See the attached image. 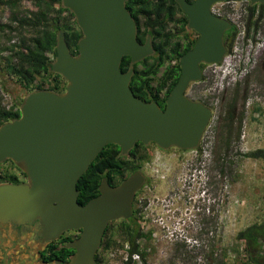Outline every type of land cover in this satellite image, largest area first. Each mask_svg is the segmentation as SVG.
Returning <instances> with one entry per match:
<instances>
[{
	"label": "water",
	"instance_id": "water-1",
	"mask_svg": "<svg viewBox=\"0 0 264 264\" xmlns=\"http://www.w3.org/2000/svg\"><path fill=\"white\" fill-rule=\"evenodd\" d=\"M128 1L62 0L83 33L78 55L71 53L62 32L58 36L51 70L68 82L67 89L30 93L21 117L0 127V164L11 160L29 181L0 184V223L39 218L50 239L81 230L71 245L77 253L68 264H95L109 223L132 217L136 193L145 182L141 172L116 187L104 179L100 195L81 205V176L109 144L118 145L123 156L138 142L165 150L198 149L213 112L188 98L186 91L202 81L203 64H219L228 52L224 38L232 24L213 15L211 7L232 0H175L198 39L180 58L181 75L166 108L141 100L131 89L134 69L123 72L122 61L130 57L137 64L155 49L151 37L145 43L138 40ZM247 1L264 5V0Z\"/></svg>",
	"mask_w": 264,
	"mask_h": 264
},
{
	"label": "trees",
	"instance_id": "trees-1",
	"mask_svg": "<svg viewBox=\"0 0 264 264\" xmlns=\"http://www.w3.org/2000/svg\"><path fill=\"white\" fill-rule=\"evenodd\" d=\"M24 1H30L36 11L21 15L17 10ZM0 6L8 7L13 12L9 24L0 22V77L15 79L29 93L44 90L64 93L68 82L60 74L54 73L51 66L57 58L56 48L61 32L71 53L78 55V44L83 38V33L74 13L63 7L62 0H0ZM126 6L137 22L138 40L145 43L148 37H151L155 54L137 64H132L130 57H124L121 69L123 72L134 69L131 89L136 97L148 103L158 102L164 110L166 100L181 75L180 58L194 47L198 34H195V37L190 34L187 27L188 18L175 0H129ZM256 7H251V10L254 11ZM253 17L254 13L251 18ZM263 18L264 14L261 12L255 19V25ZM1 35L5 37V41H2ZM234 38L235 31L232 28L225 34L228 50L232 48ZM15 39L18 41H14ZM201 67L204 72L207 65L203 64ZM202 81H205V76ZM238 92L239 90H236L224 115L220 117L224 125L218 138V149L214 154L215 157L218 154L215 161L222 176L232 174L234 163L228 161V154L234 150L233 146L239 143L242 136L245 112H238ZM20 117L21 108L18 105L9 109L0 105V127ZM152 151L138 142L135 150L123 156L118 145L105 146L79 179L78 202L86 205L91 199L99 196V188L104 178L110 184H122L128 173L143 169L145 163L151 160ZM237 155L240 158L264 162V149L248 153L237 151ZM2 179L14 182L15 173L7 170L0 176V180ZM139 212L141 209H138L132 218L122 219L116 226L112 225L107 229L101 252H108L117 245L124 249L128 245L130 261L126 264L131 263L134 253H139L145 263L147 254L142 250L141 242L149 241L151 233L144 232V222ZM116 237H120L123 243L116 242ZM236 240L242 244L246 257L236 264H264V218L261 222L240 231ZM236 251L237 255H241L242 251ZM101 252L96 257L98 264L104 261ZM226 256L225 251L223 257ZM210 259H213L212 253ZM214 264H224V260L215 258Z\"/></svg>",
	"mask_w": 264,
	"mask_h": 264
},
{
	"label": "rangeland",
	"instance_id": "rangeland-1",
	"mask_svg": "<svg viewBox=\"0 0 264 264\" xmlns=\"http://www.w3.org/2000/svg\"><path fill=\"white\" fill-rule=\"evenodd\" d=\"M17 11L25 15L36 8L24 1ZM12 15L8 7L0 6L1 23L9 24ZM260 23L264 32V18ZM203 74L205 81L192 84L186 93L190 99L203 100L215 113L198 151L153 148L151 160L143 166L150 181L139 201L146 202L142 220L144 232L151 233L149 241L141 242L147 254L144 264H214L215 258L224 260V264L242 262L246 257L236 235L264 218V162L237 155V151L264 149V52L245 80L220 94L207 92L212 76L207 67ZM236 90L240 97L238 112H245L242 136L228 154L234 170L222 176L214 152L224 125L220 117ZM29 94L15 79L0 77V105L21 108ZM0 167L4 173L14 169L11 164ZM160 217L163 225L157 221ZM115 240L123 243L120 237ZM237 249L241 255H237ZM124 255L123 247L114 246L102 252L101 264H120Z\"/></svg>",
	"mask_w": 264,
	"mask_h": 264
},
{
	"label": "flooded vegetation",
	"instance_id": "flooded-vegetation-1",
	"mask_svg": "<svg viewBox=\"0 0 264 264\" xmlns=\"http://www.w3.org/2000/svg\"><path fill=\"white\" fill-rule=\"evenodd\" d=\"M193 33L197 34L195 31L190 30V34L192 35ZM207 68H208V65H207ZM193 84H197V83H193ZM191 100L194 102L203 103L206 106H208V104H206L203 100H198V99H191ZM145 146L151 149L157 148V149H160L161 151L170 150V149L168 150L161 149L154 143H150ZM171 149L181 151V149L176 148V147H173ZM134 150H135V147H134ZM182 152H184V150ZM3 164H11L14 167L13 173H15L16 181L12 182L7 179H2L0 180V184H4V183L28 184L29 183L28 177L26 176V174L22 170H20L17 167V165H14V163L11 160H7ZM3 164H0V166ZM0 170H1V167H0ZM136 172H141L144 175L145 182L143 186L136 193V196L133 202L132 217L134 216V214L136 213L138 209H141V212H139V215L141 216V219H142L143 218L142 217L143 206L146 205V202H142L139 200L144 190L146 189L150 179L146 176L145 172L142 169V170L128 173L125 180L131 177ZM110 185L113 187L119 186V185H113V184H110ZM138 202L139 203L141 202L140 203L141 208H140V205L138 206ZM121 220L122 219L110 222L107 229L109 227L111 228L112 225L116 226V223H119ZM106 231L104 233L102 243L107 233ZM108 234L111 235V233H108ZM81 235H82L81 230H67V231L62 232L59 235V237H57L56 239H50L49 234L47 233L44 224L39 218L31 222H24V223H18L16 221H8L7 223H4V224L0 223V264H68L69 262H71V260L75 257L77 253L76 249L71 247V245H73V243H75L81 237ZM100 250H102L101 245L95 256V264H98L96 257L98 253L100 255V252H101Z\"/></svg>",
	"mask_w": 264,
	"mask_h": 264
},
{
	"label": "built area",
	"instance_id": "built-area-1",
	"mask_svg": "<svg viewBox=\"0 0 264 264\" xmlns=\"http://www.w3.org/2000/svg\"><path fill=\"white\" fill-rule=\"evenodd\" d=\"M254 6L257 7L252 11L251 7ZM211 12L219 18L228 20L235 31L232 48L228 50L222 62L208 65L212 78L207 92L211 95H217L241 83L257 67L264 52V32L260 22L255 25V19L261 12L264 14V5H252L247 0H232L214 4L211 7ZM253 13L254 17L251 18ZM1 175H3L2 171H0ZM157 221L163 225L161 217ZM128 250L129 246L126 245L124 248L125 255L120 264H126L130 261ZM130 264H144L141 255L134 253L131 256Z\"/></svg>",
	"mask_w": 264,
	"mask_h": 264
}]
</instances>
